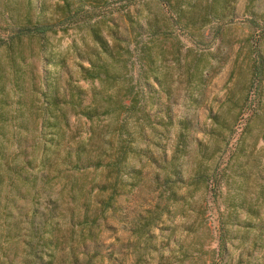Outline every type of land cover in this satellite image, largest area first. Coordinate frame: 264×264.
Returning <instances> with one entry per match:
<instances>
[{
  "label": "rangeland",
  "instance_id": "obj_1",
  "mask_svg": "<svg viewBox=\"0 0 264 264\" xmlns=\"http://www.w3.org/2000/svg\"><path fill=\"white\" fill-rule=\"evenodd\" d=\"M126 1L99 24L102 33L117 29L132 50L123 55L130 81L122 76L110 91L128 85L139 91L138 112L149 114L155 133L145 146L134 118H127L135 148L122 164L129 173L121 174L90 236V221L111 192L101 188L102 165L124 138L116 129L122 117L88 118L60 96L73 93L81 108L95 92L109 91L84 75L97 44L82 21L48 36V62L26 37L11 55L1 42L7 34L0 13V262L20 264L37 247L52 251L54 264L75 258L77 264H264V0H216L225 7L223 19L187 28L172 24L162 0ZM139 25L159 30L154 42L148 31L135 36ZM143 42L149 55L140 62L135 50ZM47 81H58L66 117L44 141ZM140 121L145 127L146 118ZM171 159L182 179L169 197L162 168ZM199 164L206 181L193 178ZM149 214L153 223L136 231Z\"/></svg>",
  "mask_w": 264,
  "mask_h": 264
},
{
  "label": "trees",
  "instance_id": "obj_2",
  "mask_svg": "<svg viewBox=\"0 0 264 264\" xmlns=\"http://www.w3.org/2000/svg\"><path fill=\"white\" fill-rule=\"evenodd\" d=\"M164 4L168 7L172 15L169 18L173 20L172 24H176L180 27L187 28L188 26L193 27L195 24L200 22V25L209 22L210 20H221L225 15L223 12L224 6L216 5V0H205V4L201 5L197 0H162ZM110 0H57L53 5H45L43 0H0V7L2 8L1 17L6 23V37L1 39V42L5 45L7 51L12 55L18 52V46L20 45L22 38L26 37L29 39L36 40L39 43L40 52L43 54L45 62L50 59V53L47 54L46 42L50 34H55L58 30H66L71 26H80L81 22L84 21L86 28L97 46L93 50L94 60H90V65L84 69L85 77L91 79H98L99 82L107 83L109 85V91L107 92H95L93 94L92 102L87 106L80 107L81 102L79 99L74 97L73 93L69 94V98L60 96L64 103H69L71 107L76 109V111L88 118L94 116H115L122 117L121 122L117 126V131L119 137L124 136L117 143V148L114 151L113 156H108L106 163L102 165V158H97L95 164L102 165L104 171H107L106 179L102 185V189H111L110 194L105 200H101L100 205V215L94 216L90 221L89 226V236L91 235L93 223L98 217L102 216L107 207L111 206L112 196L117 187V183L121 180V176L125 173L122 168V164L126 160L127 153L129 151H135L132 146V140L129 137L131 134L127 128V118H134L133 121L136 122V126H139L140 133L143 135L142 141L145 146H149L151 141L150 134L153 132L154 125L153 121L150 119L149 114H140L141 111V100L139 91H135L132 85L128 86H117L113 91H110L114 87L115 81L118 78L128 76L127 66L128 57H124V53L129 55L132 50L129 45H123V38L119 34L117 29L114 27H108L105 33H102L99 29V24L104 23L106 17L113 14L119 13L128 6V1L126 0H114L109 3ZM136 32L135 36L139 37L143 34V31H148L144 29L142 25L134 28ZM149 42H154V37L158 35L159 30L152 29L148 31ZM109 37V39L107 38ZM136 41V43H138ZM0 43V46L2 45ZM146 45V44H145ZM144 42L140 45V48L136 49L135 57L138 61L148 56L144 52ZM64 61L61 58V63ZM133 64V62L131 63ZM138 73L140 76L144 73L143 68L138 65ZM153 72V70H152ZM154 78L155 74L153 73ZM144 76V74H143ZM156 79V78H155ZM130 81L128 76L127 82ZM48 82V81H47ZM58 82V81H57ZM54 84L48 82L47 91L43 92L44 99L43 103L45 107L41 111L42 121L41 129L42 135L40 136L44 141L52 140L54 136L59 132V125L61 122L65 123L66 111L63 110L59 104L61 101L57 94L59 89L58 83ZM148 84V81L145 80ZM18 81L15 82V85ZM98 94H101L98 97ZM122 95V97H120ZM130 97L129 104H124L123 98ZM146 118V126L143 127L141 119ZM216 126L222 128H227V126L214 119ZM187 128V124L184 125ZM149 131H148V130ZM214 128H212L213 130ZM46 132H43L45 131ZM148 131V133L146 132ZM181 143V138L175 147V153L179 152V145ZM69 152V151H68ZM100 155V154H99ZM98 155V156H99ZM174 158V156H173ZM174 159L165 162L162 170L164 174V183L167 185L169 197H172L174 192L171 187L177 182V180L182 179L180 175V170L178 165H175ZM42 165H45L41 161ZM88 165V164H87ZM112 174L115 175V180L110 184V179ZM122 174V175H121ZM139 174V171H138ZM209 175L206 173V169L200 164L197 166L194 172L193 178L195 180H208ZM134 186V182L130 183ZM88 222V216L84 217L81 224H86ZM153 223V216L149 214L146 216L141 224L138 225L136 231L142 232L145 226L151 225ZM36 233H39V227L33 229ZM83 237V233L81 234ZM32 245V244H30ZM33 246V245H32ZM76 257V256H75ZM54 254L49 250H37V247H31L28 256H24L21 259L20 264H54ZM3 264V262H0ZM64 264H77V258L74 262L67 261Z\"/></svg>",
  "mask_w": 264,
  "mask_h": 264
}]
</instances>
